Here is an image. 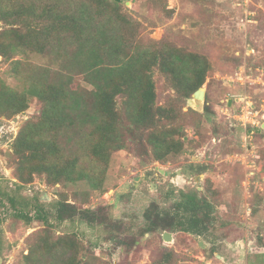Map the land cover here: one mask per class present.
Returning a JSON list of instances; mask_svg holds the SVG:
<instances>
[{
	"label": "rangeland",
	"instance_id": "obj_1",
	"mask_svg": "<svg viewBox=\"0 0 264 264\" xmlns=\"http://www.w3.org/2000/svg\"><path fill=\"white\" fill-rule=\"evenodd\" d=\"M119 1L124 12L140 21L136 35L143 41L163 40L209 61L198 111V128L207 137L198 147L191 145L198 134L189 115L182 114L193 109L191 95L178 116L185 134L183 149L165 161L142 154L136 136L137 143L112 151L98 188L84 181L48 184L34 174L18 189L8 163L12 140L41 103L33 99L24 111L0 116V264H22L28 252L26 236L48 227L36 219L33 204L47 212L51 233L74 234L78 256L82 260L89 256L94 264H264V0H250L247 5L240 0H166V8L172 9L169 16L153 10L148 0ZM31 59L42 61L36 55ZM11 64L0 55V79L15 87L18 80ZM151 74L156 103L164 104L173 89L157 68ZM242 97L254 105L252 125L243 126L233 117L244 105L237 100ZM191 161L198 163L199 178L162 174ZM193 188L214 204L213 222L203 235L165 230L171 234L166 241L164 230L142 234L143 212L151 202L160 210L168 209L174 199L164 198L166 191ZM208 188L214 193H208ZM5 194L14 197V206ZM62 195L77 208L102 212L105 219L88 224L76 215L58 223L52 213ZM16 210L28 211L31 220L16 216Z\"/></svg>",
	"mask_w": 264,
	"mask_h": 264
},
{
	"label": "trees",
	"instance_id": "obj_2",
	"mask_svg": "<svg viewBox=\"0 0 264 264\" xmlns=\"http://www.w3.org/2000/svg\"><path fill=\"white\" fill-rule=\"evenodd\" d=\"M148 2L165 16L172 12L166 0ZM122 7L117 0H0V55L11 61L18 80L13 87L0 79V116L24 111L33 99L41 103L12 140L8 163L18 189L34 174L48 184L84 181L98 188L112 151L137 143L136 136L138 148L151 160L165 161L183 149L178 116L204 83L210 63L163 40L143 41L136 35L140 21ZM154 68L173 89L160 105L151 77ZM182 114L195 127L198 139L190 142L198 147L207 137L198 128L200 112L189 108ZM197 193L196 188L177 193L169 189L164 198L174 200L163 210L151 202L143 212L142 234L159 229L203 235L213 222L214 204ZM5 196L15 203L12 195ZM32 207L36 219L48 227L26 236L22 264H94L89 256H78L74 234L51 233L47 212L39 204ZM27 213L15 211L28 222ZM76 215L88 224L105 219L102 212L77 208L66 195L55 200L52 218L58 223Z\"/></svg>",
	"mask_w": 264,
	"mask_h": 264
},
{
	"label": "built area",
	"instance_id": "obj_3",
	"mask_svg": "<svg viewBox=\"0 0 264 264\" xmlns=\"http://www.w3.org/2000/svg\"><path fill=\"white\" fill-rule=\"evenodd\" d=\"M240 1L243 5H247L250 0H240ZM238 4H240V3L238 2ZM237 100L243 101L244 105L241 106L240 112L238 114L234 115L233 117L235 119H237V121H239L241 123V125H243V126L254 124L255 120H253V118H252L253 116H255L254 112H256L254 109V105L251 104L250 101L245 100V97L239 98Z\"/></svg>",
	"mask_w": 264,
	"mask_h": 264
},
{
	"label": "flooded vegetation",
	"instance_id": "obj_4",
	"mask_svg": "<svg viewBox=\"0 0 264 264\" xmlns=\"http://www.w3.org/2000/svg\"><path fill=\"white\" fill-rule=\"evenodd\" d=\"M198 170H199L198 163L195 161H191V162H185L181 164L178 169H175L172 172L170 170H166L162 174H165V175L168 174V176H171V174H175V175L183 174L186 180H190L194 176H197L199 178L200 174ZM155 190H157V188H155Z\"/></svg>",
	"mask_w": 264,
	"mask_h": 264
},
{
	"label": "water",
	"instance_id": "obj_5",
	"mask_svg": "<svg viewBox=\"0 0 264 264\" xmlns=\"http://www.w3.org/2000/svg\"><path fill=\"white\" fill-rule=\"evenodd\" d=\"M119 1V0H117ZM193 98L190 99V104L191 106L193 107V109L199 111L202 109V105H203V102H202V99L204 97V88L203 86L199 87L198 89H196L193 94H192ZM231 101V99L229 100ZM162 171V170H160ZM162 238L163 240H171V234L167 231H164L162 233Z\"/></svg>",
	"mask_w": 264,
	"mask_h": 264
}]
</instances>
